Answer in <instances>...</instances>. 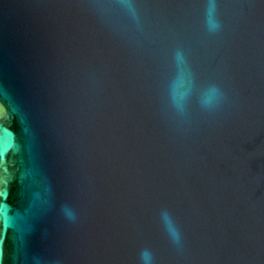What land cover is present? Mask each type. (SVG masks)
Listing matches in <instances>:
<instances>
[{"label": "water", "instance_id": "95a60500", "mask_svg": "<svg viewBox=\"0 0 264 264\" xmlns=\"http://www.w3.org/2000/svg\"><path fill=\"white\" fill-rule=\"evenodd\" d=\"M0 264H264V0H0Z\"/></svg>", "mask_w": 264, "mask_h": 264}, {"label": "clouds", "instance_id": "9594fccd", "mask_svg": "<svg viewBox=\"0 0 264 264\" xmlns=\"http://www.w3.org/2000/svg\"><path fill=\"white\" fill-rule=\"evenodd\" d=\"M177 240H178V236H177ZM144 255V253H142V256Z\"/></svg>", "mask_w": 264, "mask_h": 264}]
</instances>
